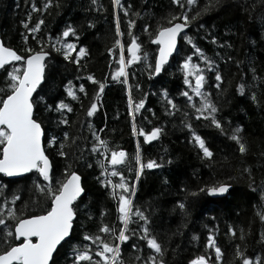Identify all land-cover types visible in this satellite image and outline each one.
Wrapping results in <instances>:
<instances>
[{
	"label": "trees",
	"instance_id": "trees-1",
	"mask_svg": "<svg viewBox=\"0 0 264 264\" xmlns=\"http://www.w3.org/2000/svg\"><path fill=\"white\" fill-rule=\"evenodd\" d=\"M45 2L0 0V33L3 43L20 55H26L25 48H43L50 52L46 58L45 79L34 93L39 103L35 114L42 122L43 143L54 178L62 179L69 164L82 178L84 193L73 239L54 254L56 264H70L68 257L73 250L83 248V234H99L98 228L103 225L116 229L121 226L117 212L118 195L113 197L110 186L119 183L120 177L111 176L112 168L107 165L113 150L126 153V159L117 166V171L123 174L129 186H134V192L129 193L133 211L139 209L147 218L146 227L162 245V259L166 264H190L201 255L210 264H242V257L236 255L238 249L253 264H256L257 257L260 264H264V222L260 219L264 215V23L257 18L259 9L249 17L241 10L243 0H195L192 6L187 5V0H180L184 8L174 5L172 0H121L123 8L115 10L114 15L112 0H97L95 5L91 0H52V6L43 10ZM31 3L42 10L32 12ZM185 11L190 21L188 30L180 35L177 50L161 74L152 75L147 66L154 67L156 46L151 44L150 35L160 27L168 26L173 16ZM194 15L196 19L193 20ZM115 16L119 17L123 33L120 39L124 44L125 59L128 58L127 44L132 37H136L141 45L138 55L142 60L126 66L127 84L113 80L111 75L119 67V50L114 47ZM40 20L43 23L39 30L29 32L28 28L35 27ZM22 21L27 22V28ZM130 21L134 22L131 37ZM69 24L77 35L65 38L62 33ZM145 25H148L147 32L144 31ZM64 43H74L77 49L80 46L86 48L87 54L80 60L79 71L77 65L65 61L62 53L51 48L52 45L59 48ZM110 48L113 49L111 55ZM197 48L216 62L222 74L220 87L215 88V72L205 71L203 91L210 94L218 108L216 117L225 134L210 120L195 119L194 107L181 95L188 91L193 97L192 105L200 106L201 98L183 83L181 67L182 61L189 57L190 63L207 67L196 54ZM229 56L231 61L225 62ZM254 74L255 81L252 80ZM89 75L96 83L87 80ZM68 81L72 84L69 85ZM242 83L245 88L240 94L237 86ZM100 84L104 85L103 90H100ZM81 85L85 90L83 93L79 91ZM136 85L140 86L139 89ZM69 86L78 93L75 100L70 98L71 112L50 110L41 102L42 97L48 105L61 100L66 103ZM6 89L7 83L0 72V95ZM129 96L134 104L144 101L134 121L128 115ZM167 99L176 106L172 115L166 112ZM93 100L97 103V110L92 117H87V108ZM185 112L188 113L186 117ZM61 119H67L68 124H60ZM133 122L138 131L150 132L153 127H160L162 132L155 141L145 143L142 136L133 134ZM236 127H242L239 135L247 149L243 155L237 144L228 138ZM65 132L69 134L67 140H64ZM93 133L107 142V153L102 149L103 154L91 152L95 139ZM195 135L204 139L206 147L213 153L211 158L203 157L195 143ZM51 136L57 137L53 147L48 146ZM61 142L64 143L63 150L69 153L67 158L57 154ZM137 151L141 163L152 159L161 166L152 170L145 168L137 178ZM102 164L105 167H101ZM244 168L249 171L244 172ZM105 171L107 174L102 175ZM105 180L110 182L108 187L103 184ZM36 183L34 172L14 179L0 174L3 195L9 200L13 194L21 196L15 205H8L17 215L39 212L38 205L43 204V197L35 191ZM221 183L231 185L224 196L211 197L207 192L197 191ZM181 202L185 204L184 209L178 206ZM131 219L135 222L129 224V229L136 230V235L126 233L130 239L120 245L119 254L109 264H144L152 255L146 242L138 238L143 235L139 227L144 222L137 217ZM229 228L234 229L235 235L229 234ZM209 234L222 251L219 262L214 249L206 247ZM100 235L112 240L110 235Z\"/></svg>",
	"mask_w": 264,
	"mask_h": 264
},
{
	"label": "snow or ice",
	"instance_id": "snow-or-ice-1",
	"mask_svg": "<svg viewBox=\"0 0 264 264\" xmlns=\"http://www.w3.org/2000/svg\"><path fill=\"white\" fill-rule=\"evenodd\" d=\"M91 2L95 5L97 0H91ZM172 3L174 5L179 4L181 8H184V4L180 3V0H172ZM194 3L195 0H187L188 6L194 5ZM112 5L114 15L115 10L123 8L121 0H112ZM29 6L32 12L42 10L38 9L35 3H31ZM51 6L52 0H46L43 4V10H47ZM240 7L249 17L259 9L257 18L264 23V0H243ZM124 14L125 16L128 15L126 9L124 10ZM199 14L197 13L196 15ZM28 16L30 18L31 13ZM192 19H196V16H192ZM115 20L116 39L114 47L119 50V59L117 61L119 67L111 75L113 80H119L121 83L127 84L128 73L126 72V66L142 60V57L138 55L141 45L137 42L136 37H132L131 42L127 44L128 58L126 60L124 44L120 39L123 33L120 30L119 17L115 16ZM189 22V16L187 11H185L178 16H173L168 26H162L150 35L151 44L156 46L154 67L151 64L147 66L152 75H159L164 70V66L168 64L169 58L177 50L178 35L182 33L183 29L188 27ZM21 23L24 27H28L26 21H22ZM42 23V20L38 21L35 27L28 28V31L32 33L36 32ZM133 24L134 22L132 21L128 23L130 37L132 36L131 29ZM89 27H91V24H89ZM144 31H148V25L144 26ZM62 35L67 38L70 35L76 36L77 33L75 28L69 24ZM186 39L188 38L186 37ZM212 39L213 43H215V37ZM51 48L58 53H62L65 61L77 65L78 71L81 58L87 54L85 47L80 46L77 49V45L74 43H64L59 48L52 45ZM24 51L26 55H20L14 49L6 47L0 42V72L3 73L5 82L7 83V89L3 91V95H0V173L6 177H15L34 172L37 175V183L34 186L35 191L43 197V204L38 205V213H29L27 215L21 213L17 215L14 208H9L8 205H15L16 201L21 199V196L13 194L9 200L3 195L4 190L0 189V233H2L0 235V264H56L54 254L60 247H63V244L73 239V233L79 216V204L83 198L84 189L82 187L81 176L75 169L71 168V164L65 168L62 179L54 178L50 159L46 155V149L42 143L44 129L42 122L35 114L39 103L34 93H37L38 87L41 86L42 81L45 79L46 58L49 57L50 52L45 51L43 48L39 50L25 48ZM108 51L110 55L113 54V49L110 48ZM196 54L200 56L202 62L207 66L206 68H200L198 65L190 63L191 57L182 61L181 67L184 75L183 83L188 86L196 97L201 98L200 106L196 107L192 105L193 97L189 95L188 91L182 92L181 95L187 99L190 106L194 107L195 119L210 120L212 125L219 129L222 134H225L221 121L216 117L218 108L210 99V94L203 91L205 71L215 72V83L213 84L215 88L220 87L222 74L218 70L216 62L205 57L200 49H196ZM144 58H147V53L144 54ZM231 59V56H229L225 62L231 61ZM252 71L254 72V70ZM193 79L194 84L192 83ZM256 79L257 77L254 74L252 80L255 81ZM87 80L96 83L94 77L91 75L87 77ZM68 84L71 85L72 82L68 81ZM136 87L139 89L140 86L136 85ZM99 88L103 90L104 85L100 84ZM244 88L245 85L243 83L238 85V93L243 94ZM79 91L81 93L85 91L83 85L79 87ZM66 93L73 100L77 98L71 87L66 89ZM254 97L255 94L253 93ZM40 100L50 110L55 109L58 112L63 110L71 112L73 110L69 104L62 100L53 105H48L46 101H43L42 97ZM128 105V115L134 121L135 115L144 106V101L140 100L134 104L131 96H129ZM96 110L97 103L93 100L91 106L87 108V117H92ZM175 110L176 106L173 101L167 99V114L172 115ZM187 115L188 113L185 112L184 116L186 117ZM59 123L67 125L68 120L61 119ZM132 130L134 135L142 136L145 143L155 141L162 132L160 127H153L150 132H145L142 129L138 131L134 122ZM241 131L242 127L232 129V133L228 138L237 144L239 153L243 155L247 149L245 142L239 135ZM93 136L95 139L91 152L93 154L107 153L109 151L107 142L100 140L99 136L95 133H93ZM67 139H69V134L65 132L64 140ZM194 140L202 151L204 158H211L213 156V153L206 147L205 141L201 136L195 135ZM56 143V136H51L48 139L49 147L55 146ZM60 148L61 150L57 154L62 158H67L69 153L63 150V142L60 143ZM100 149L103 150V153L100 152ZM82 153L83 150H81V156ZM125 159V151L113 150L111 151L110 159L107 160V165H110L112 168L111 176L115 177L119 175L120 177L119 183L111 184L110 186L113 189V197L116 198L118 195L117 212L121 226L116 229L103 225L98 228L99 234H83L81 237V240L84 242L83 248L73 250V254L68 257L70 264H109L110 260L114 261L116 255L120 252V245L128 242L130 239V235L126 233L131 232V235H136V230L129 229V224L135 222L131 217H137L144 222L139 227V231L143 235L138 238L144 240L147 248L152 252V255L147 257L144 264H166L162 259L164 251L162 245L157 242L154 236L149 234L146 227L148 223L147 218L139 209L133 211L129 193L134 192V186H129L125 182L123 174L117 171V166L121 165ZM135 160L137 164L135 175L137 178L140 177L145 168L152 170L161 166L152 159H149L146 163H141L139 151H137ZM101 167H105V165L102 164ZM248 171L247 168H244V172ZM106 174V171L102 173V175ZM103 184L105 187H108L110 182L105 180ZM230 188V184L221 183L219 185L205 186L199 188L197 191L201 193L207 192L208 195H224L229 192ZM116 190L119 191L117 192ZM195 194L191 193V195ZM178 206L180 209L185 208V204L182 202L178 203ZM260 219L264 222V215H261ZM228 231L229 234L235 235L234 229L229 228ZM100 234L110 235L112 240L105 239ZM262 239H264V235H262ZM93 247L95 248L94 252ZM206 247L214 249L216 260L219 262L222 251L216 246L212 234H209L207 237ZM132 248L135 249L136 245L133 244ZM236 255L242 257V264H253V261L249 257L244 256L239 249ZM94 257L98 259L94 260ZM190 264H208V259L201 255L191 260ZM256 264H260L259 257H257Z\"/></svg>",
	"mask_w": 264,
	"mask_h": 264
},
{
	"label": "water",
	"instance_id": "water-1",
	"mask_svg": "<svg viewBox=\"0 0 264 264\" xmlns=\"http://www.w3.org/2000/svg\"><path fill=\"white\" fill-rule=\"evenodd\" d=\"M178 22H183V21H178ZM189 28V25H188V27L187 28H185V29H183L182 30V33L181 34H183V33H185L186 31H187V29ZM180 34V35H181ZM180 35H178V42H179V37H180ZM0 42H2L3 43V41H2V39H1V33H0ZM4 44V43H3ZM5 45V44H4ZM6 46V45H5ZM6 47H9V46H6ZM10 48H12V47H10ZM12 49H14V48H12ZM15 50V49H14ZM16 51V50H15ZM176 52V51H175ZM174 52V53H175ZM174 53H173V55H174ZM171 58V57H170ZM170 58H169V61H170ZM43 139H44V136H43ZM43 139H42V143H43ZM43 146H44V143H43ZM0 174H2V173H0ZM25 174H27V173H25ZM25 174H21V175H19V176H15V177H6V178H8V179H14V178H18V177H21V176H23V175H25ZM79 174V173H78ZM3 175V174H2ZM80 175V174H79ZM81 182H82V178H81ZM83 187V186H82ZM225 195V194H224ZM224 195H210L211 197H221V196H224ZM208 264H210V263H208Z\"/></svg>",
	"mask_w": 264,
	"mask_h": 264
},
{
	"label": "flooded vegetation",
	"instance_id": "flooded-vegetation-1",
	"mask_svg": "<svg viewBox=\"0 0 264 264\" xmlns=\"http://www.w3.org/2000/svg\"><path fill=\"white\" fill-rule=\"evenodd\" d=\"M69 87H71V86H69ZM69 87H68V88H69ZM71 88H72V90L75 92V94H76V96H77V94H78V93H77V90H76L75 88H73V87H71ZM67 98H68V101H66V103L70 105V98H71V97L67 96Z\"/></svg>",
	"mask_w": 264,
	"mask_h": 264
},
{
	"label": "bare ground",
	"instance_id": "bare-ground-1",
	"mask_svg": "<svg viewBox=\"0 0 264 264\" xmlns=\"http://www.w3.org/2000/svg\"><path fill=\"white\" fill-rule=\"evenodd\" d=\"M188 30V29H187Z\"/></svg>",
	"mask_w": 264,
	"mask_h": 264
}]
</instances>
